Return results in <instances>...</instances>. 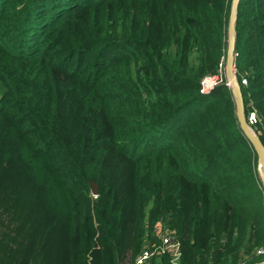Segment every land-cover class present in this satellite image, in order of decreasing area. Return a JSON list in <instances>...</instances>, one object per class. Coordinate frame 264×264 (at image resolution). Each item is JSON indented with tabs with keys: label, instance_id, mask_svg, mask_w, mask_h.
<instances>
[{
	"label": "trees",
	"instance_id": "trees-1",
	"mask_svg": "<svg viewBox=\"0 0 264 264\" xmlns=\"http://www.w3.org/2000/svg\"><path fill=\"white\" fill-rule=\"evenodd\" d=\"M230 5L0 0V264H133L159 222L180 264L264 260L257 152L201 83ZM234 69L264 144V0H238Z\"/></svg>",
	"mask_w": 264,
	"mask_h": 264
},
{
	"label": "built area",
	"instance_id": "built-area-1",
	"mask_svg": "<svg viewBox=\"0 0 264 264\" xmlns=\"http://www.w3.org/2000/svg\"><path fill=\"white\" fill-rule=\"evenodd\" d=\"M222 70L224 71V74L222 73ZM234 76L239 84H246L247 80L245 77H242L239 81L235 69ZM219 82H224L229 89H231V87L234 85L233 79L227 76L225 65L223 64H220L218 75L215 74L203 77L201 81L202 90L206 91ZM244 111L248 126L253 130L254 133H256L254 131V127H256L260 121L257 109L253 105H250L249 107L245 108ZM155 229L157 240L154 241V243L145 244L135 257L133 264H150L153 257H159L164 254L167 255L169 264H180L181 249L177 235L169 227V225L165 224L164 222H159ZM256 253L264 254V245L258 248Z\"/></svg>",
	"mask_w": 264,
	"mask_h": 264
},
{
	"label": "water",
	"instance_id": "water-1",
	"mask_svg": "<svg viewBox=\"0 0 264 264\" xmlns=\"http://www.w3.org/2000/svg\"><path fill=\"white\" fill-rule=\"evenodd\" d=\"M238 0H231L230 11L228 16L227 25V48L225 57V69L227 76L233 79L234 85L231 87V93L235 99L236 105V117L239 122V126L249 139L253 148L257 152V171L264 188V144L257 134L248 126L245 119V106L243 96L240 88V84L234 76V59H235V20L237 13ZM93 192H97V185L92 183ZM252 264H264V260L260 262H254Z\"/></svg>",
	"mask_w": 264,
	"mask_h": 264
},
{
	"label": "rangeland",
	"instance_id": "rangeland-1",
	"mask_svg": "<svg viewBox=\"0 0 264 264\" xmlns=\"http://www.w3.org/2000/svg\"><path fill=\"white\" fill-rule=\"evenodd\" d=\"M222 73L224 74V71L222 70ZM222 74V75H223ZM2 91V85H0V92ZM260 122V121H259ZM261 123V122H260ZM259 123V124H260ZM257 129H258V126H257V128L256 127H254V131L256 132L255 134H257L258 135V131H257ZM259 130H260V127H259ZM262 184V183H261ZM147 243L149 244V243H154V242H150V240H148L147 241Z\"/></svg>",
	"mask_w": 264,
	"mask_h": 264
}]
</instances>
